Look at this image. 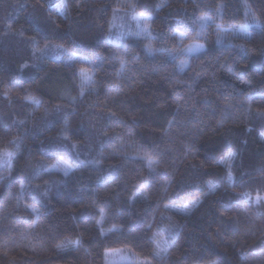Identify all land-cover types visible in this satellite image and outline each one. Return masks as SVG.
<instances>
[{"label":"trees","instance_id":"1","mask_svg":"<svg viewBox=\"0 0 264 264\" xmlns=\"http://www.w3.org/2000/svg\"><path fill=\"white\" fill-rule=\"evenodd\" d=\"M262 113L264 0H0V264H264Z\"/></svg>","mask_w":264,"mask_h":264},{"label":"snow or ice","instance_id":"2","mask_svg":"<svg viewBox=\"0 0 264 264\" xmlns=\"http://www.w3.org/2000/svg\"><path fill=\"white\" fill-rule=\"evenodd\" d=\"M114 11H115V10H114ZM200 20H201V21H204V20H205V17H200ZM257 26H259V25H257ZM217 27L219 28L220 26L218 25ZM245 27H246V26H242V29L245 28ZM174 35H177V36H179V37H181V38L184 37V33H179V32H178V33H174ZM218 42H219V41H218ZM46 47H47V46H46ZM202 48H203V45L195 44V45H193V46H190V47L187 49V51H188L189 53H192V52L199 51V50H201ZM41 51H42V50H41ZM147 51H148L150 54H154V53L152 52V49H151V48H147ZM180 51L183 52L184 49H180ZM119 63H120V65H121V68L123 69L124 66H125L126 63H127V60L124 59V58L122 57V58H120ZM186 64H187V61H186V60H180V67H181V69H183V67H185ZM228 71L231 72V71H232L231 68H229ZM81 74H82V76H84V81H83L84 83H90V82H91V77L86 76L85 73H84V70H83V69L81 70ZM80 95H81V96L84 95V89H83V87H81ZM72 99H75V97H72ZM262 115H264V113H262ZM2 155H3L4 157L7 158L5 162L7 163V166L10 168V167H11V159L13 158V154H12L11 152H8V151L5 150V151L3 152ZM234 155H235V153H229V155H228V157H227V160H231V158H232ZM148 160H149V163H150V164L153 163V160L151 159V157H148ZM224 162H225V158H222V159L219 161V163H224ZM61 163L64 164V171H65V174H67V172L70 170V166L67 165L66 162H63V161H62ZM228 178H229V180H231V178H232V176H231V172H229V174H228ZM209 184H210V187H211V188H214V187H215V185H212L211 182H209ZM21 188H23V185H21ZM249 199H251V197H249ZM262 199H264V197H260L259 195H257V197H256V203L259 204V203L261 202ZM193 203L195 204L196 201H194ZM165 207H169V206H168V205H165ZM187 207H188V206L186 205L185 208H187ZM33 211L35 212L36 210L33 209ZM101 218H103V210H101ZM154 235H156V234H154ZM162 242L166 244V242H167V238H166L164 235L159 234V239L155 240V246H156V249H157V251L155 252V256H157V257H159V256L161 255L162 252L166 253V252L168 251V248H167V247H162ZM70 243H72V242H70ZM74 243L78 244V243H79V240L75 241ZM105 255L107 256V255H109V253L106 252ZM212 264H216V262L213 261Z\"/></svg>","mask_w":264,"mask_h":264},{"label":"rangeland","instance_id":"3","mask_svg":"<svg viewBox=\"0 0 264 264\" xmlns=\"http://www.w3.org/2000/svg\"><path fill=\"white\" fill-rule=\"evenodd\" d=\"M243 26H246V25H243ZM246 28L247 27L242 29V26H240V27H237V28H233L231 31L232 32H238V33H243V32H246L245 31ZM221 31H227V29L221 28ZM195 44L203 45V48H205V44L203 42H201V41L200 42L191 41L184 48V51L182 52L180 60H186L187 61L189 55L192 54V53H195V52L189 53L187 51V49L190 46H193ZM196 52H198V51H196ZM62 161L66 162V164L70 166V170L68 171V172H70L72 167H71L70 163L67 160H64V159H59L57 162L52 164L51 169L54 168V169H58L60 171H64V164L61 163ZM187 206H188L187 209H189L192 205H187ZM184 209H186V208L184 207ZM106 252L109 253V255H107V256L105 255L106 256V264H122V263H132L133 264V263H140V261H141L140 259L135 257V255L133 253H131L128 250H123L122 248H110V249H107ZM106 252H105V254H106Z\"/></svg>","mask_w":264,"mask_h":264}]
</instances>
